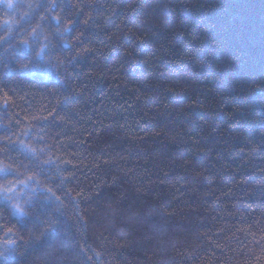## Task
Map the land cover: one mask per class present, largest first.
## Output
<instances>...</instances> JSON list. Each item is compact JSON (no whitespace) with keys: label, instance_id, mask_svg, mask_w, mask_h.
Returning a JSON list of instances; mask_svg holds the SVG:
<instances>
[{"label":"trees","instance_id":"1","mask_svg":"<svg viewBox=\"0 0 264 264\" xmlns=\"http://www.w3.org/2000/svg\"><path fill=\"white\" fill-rule=\"evenodd\" d=\"M3 168L0 264H264V0H0Z\"/></svg>","mask_w":264,"mask_h":264},{"label":"snow or ice","instance_id":"2","mask_svg":"<svg viewBox=\"0 0 264 264\" xmlns=\"http://www.w3.org/2000/svg\"><path fill=\"white\" fill-rule=\"evenodd\" d=\"M8 7H12V4L8 3ZM0 173L7 174L8 173V169L7 168L0 169ZM13 208H14V215H19V216H23L24 215L23 209L19 205H13ZM2 255H3V253H0V256H2Z\"/></svg>","mask_w":264,"mask_h":264}]
</instances>
